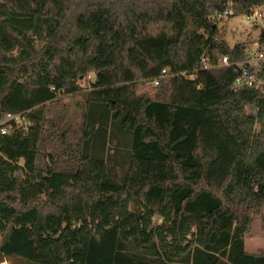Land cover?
<instances>
[{
	"label": "trees",
	"instance_id": "trees-1",
	"mask_svg": "<svg viewBox=\"0 0 264 264\" xmlns=\"http://www.w3.org/2000/svg\"><path fill=\"white\" fill-rule=\"evenodd\" d=\"M227 3L235 16L264 6L0 0V117L32 123L0 134V264H264L244 240L264 213V99L235 88L232 68L198 63ZM226 35L212 44V67L245 55ZM165 69L196 79L149 88ZM91 75L70 165L44 171L46 105L82 92ZM253 102L256 119L245 111Z\"/></svg>",
	"mask_w": 264,
	"mask_h": 264
},
{
	"label": "rangeland",
	"instance_id": "rangeland-1",
	"mask_svg": "<svg viewBox=\"0 0 264 264\" xmlns=\"http://www.w3.org/2000/svg\"><path fill=\"white\" fill-rule=\"evenodd\" d=\"M223 28L227 32L226 40L229 47L234 48L241 43L252 44L259 40L264 30V20L253 23L246 18V15L241 14L219 26V29ZM41 46L42 43L38 42L36 48L39 49ZM93 79L94 75H91L86 81L81 82L82 92L73 95L59 93L54 102L46 105V126L38 160V166L44 171L54 167L66 168L70 165V150L77 146L85 127L88 103L83 94L90 92V83ZM146 85L149 88H155L149 82ZM256 129L259 130L258 127ZM162 223L163 219L160 216L156 215L153 218L154 226ZM244 240L249 254L264 251V213L254 220ZM3 263L27 264L14 258H6Z\"/></svg>",
	"mask_w": 264,
	"mask_h": 264
},
{
	"label": "built area",
	"instance_id": "built-area-1",
	"mask_svg": "<svg viewBox=\"0 0 264 264\" xmlns=\"http://www.w3.org/2000/svg\"><path fill=\"white\" fill-rule=\"evenodd\" d=\"M244 15L253 23L263 21L264 6L250 10ZM232 17H235V11L233 5L230 3H227L222 11L213 15L211 19L215 24L217 33L212 37V41L207 44L205 50L200 55L198 63L203 66L204 70H210L212 68H232L236 74L234 80L235 88L252 89L257 93L259 99H264V45L260 42V39L252 44H246L245 55L242 59L231 61L228 55H220L216 67L210 65L212 44L220 40L219 34L222 33V29H219V26ZM209 38L210 36L207 35L206 39L209 40ZM168 77H186L191 80L196 79L194 73L180 72L170 74V72L165 69L159 77L149 82L154 87H157L163 79ZM52 91H55V88H52ZM245 109L249 117L255 119L258 117L259 107L256 102L248 104ZM31 127L32 123L24 113H8L0 117V134L2 136L9 135L16 130L28 132Z\"/></svg>",
	"mask_w": 264,
	"mask_h": 264
},
{
	"label": "crops",
	"instance_id": "crops-1",
	"mask_svg": "<svg viewBox=\"0 0 264 264\" xmlns=\"http://www.w3.org/2000/svg\"><path fill=\"white\" fill-rule=\"evenodd\" d=\"M246 248H247V246H245V250H246V252H247V249H246ZM247 253H248V252H247Z\"/></svg>",
	"mask_w": 264,
	"mask_h": 264
}]
</instances>
